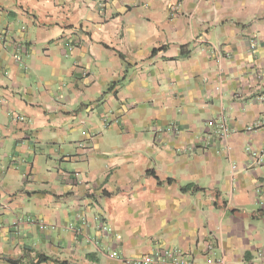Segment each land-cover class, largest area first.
<instances>
[{
	"label": "crops",
	"instance_id": "obj_1",
	"mask_svg": "<svg viewBox=\"0 0 264 264\" xmlns=\"http://www.w3.org/2000/svg\"><path fill=\"white\" fill-rule=\"evenodd\" d=\"M257 72L264 0H0V264H264Z\"/></svg>",
	"mask_w": 264,
	"mask_h": 264
},
{
	"label": "built area",
	"instance_id": "obj_2",
	"mask_svg": "<svg viewBox=\"0 0 264 264\" xmlns=\"http://www.w3.org/2000/svg\"><path fill=\"white\" fill-rule=\"evenodd\" d=\"M255 43L251 41L250 49L251 51L255 50ZM216 50V49H215ZM217 62L221 60L220 55H217ZM264 73L257 72L255 75L256 81H260ZM264 100V99H263ZM15 119L22 120L19 116H15ZM215 133L221 137H227L229 135V130L227 123L223 116H220L215 123ZM249 156L253 159V162L260 163V152L252 151L250 148H247ZM125 264H187L186 261L180 256L177 250H165V251H156L148 256L141 258H136L133 260L125 261ZM205 264H225L223 259H212L206 258Z\"/></svg>",
	"mask_w": 264,
	"mask_h": 264
}]
</instances>
